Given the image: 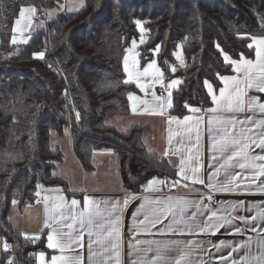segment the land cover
Listing matches in <instances>:
<instances>
[{
	"label": "trees",
	"instance_id": "obj_1",
	"mask_svg": "<svg viewBox=\"0 0 264 264\" xmlns=\"http://www.w3.org/2000/svg\"><path fill=\"white\" fill-rule=\"evenodd\" d=\"M64 1L0 0V237L10 245L0 264L10 255L15 264H35L37 252H48L44 233L26 239L7 216L12 206L36 201L37 185L70 194L66 181L52 174L62 154L49 146L51 130L61 134L70 126L84 169L93 168L94 151L116 153L129 190L154 177L177 179L166 156L145 147L141 124L120 132L104 123L112 114L128 113V93L136 90L125 80L122 60L138 36L137 20L147 35L139 47L142 63L159 46L156 60L169 76L173 52L182 45L183 79L172 91L170 109L177 115L188 111L194 95L209 105L205 80L218 88L217 74L232 72L217 45L233 58L250 56V37L264 36V0H85L81 9L47 19L26 43L11 42L21 7L33 6L43 18ZM37 52L44 57H34Z\"/></svg>",
	"mask_w": 264,
	"mask_h": 264
},
{
	"label": "crops",
	"instance_id": "obj_2",
	"mask_svg": "<svg viewBox=\"0 0 264 264\" xmlns=\"http://www.w3.org/2000/svg\"><path fill=\"white\" fill-rule=\"evenodd\" d=\"M23 7H33V6H23ZM34 8V7H33ZM35 9V8H34ZM59 12V7L52 8L47 10L44 13V17L40 18L37 15L36 9L34 14L31 16V22L28 27L24 30L23 33L16 32L15 35L18 38L17 43H26L32 36L34 32L38 29L42 28L45 25V22L48 18L54 16ZM19 17L15 18V20ZM15 20L12 24V28L15 26ZM143 42L137 41L136 47L133 49L131 53L127 52V49L132 47V40L129 46L126 49L125 55L130 56L129 64L131 65V58L134 57L138 67H140L141 71L143 67H145L148 63L155 60L157 67H159L162 71V68L159 66L156 55L158 51H156L157 47L150 51L152 57L148 59L146 62L142 63L140 58V45L144 43L147 39L146 30ZM13 36V32H12ZM12 39V37H11ZM251 39L249 40V44H251ZM178 49L173 52L179 51L182 56L183 63L178 61L174 55V63L170 67V75L166 76L163 72V85L161 83L155 82L152 76L141 77L139 82L135 79L128 80V74L124 70V56L122 60V66L125 74V80L128 82H132L136 86V90L131 91L134 96L139 98V101H133L129 99V111L127 114H112L105 119V124L115 127L119 131H125L131 124H141L143 126L142 131V141L149 151L158 152L168 159L169 163L176 169V173L180 169V161L183 159L185 160V167L188 169V174L190 176L189 180H183L181 177L177 176L179 183L173 186L172 181L166 179L167 183L164 185L156 184L152 191H148L147 194L141 196H134V191L129 190L123 186L120 172H119V161L116 153H114L110 149H101L94 151L92 155V162L93 168L92 169H84L79 162L77 156L75 155L72 144H71V135L68 131V154L73 161V165L75 166V170L77 171L78 175V184L72 185L69 181L66 180V177L56 173V166L54 168L53 173L63 178L68 185V191L70 194H66L62 190L61 187L54 186V187H44L38 189L40 192V199L39 202L37 200L33 203L26 204L21 208L15 206L10 210L8 214V220L11 225L18 231L22 233L25 237H33V236H40L42 233L45 234V245L47 248V234L50 229H46L44 226L45 220V204H48V215L51 216V207L54 203H60L61 201L58 199L59 197L64 198V215L71 216L73 213L77 214V222L75 223V231L79 233L80 225L78 223L79 213L84 212L87 215L88 212H95L99 211L102 215L94 217V223L101 226L100 229L93 228L94 235L91 237V241L93 242V251H99V246L95 245V241L97 239L96 232L102 231L103 228H106L107 225V218L109 216V212L112 209L114 204H119V252H120V261L119 264H132L133 261H137L140 259L141 256H145L146 259H151L153 255H155V246L153 247L152 252L144 253H137L135 248H129V244L135 245V241L137 239L140 240H150V239H159V240H179L182 241L179 245L170 246L167 252L165 253L168 260L172 261L174 264L175 259L181 254V252L191 253L188 257L190 264H223V262L219 259L221 256L227 257L229 252L232 251V247H222L217 250L214 247L215 244L219 243L220 241H227L231 242L232 246L234 247L237 243L241 241H246L249 237L253 238L252 244V252L256 253L258 249L255 245V238L257 237V233L251 232L248 229H245L244 232L238 234H231L233 232L232 226H226L225 228L220 229L215 235L208 234H188L185 230V234H167L164 236L159 235V229L162 227H166L167 221L164 224L156 225L155 228L152 229V234H148L146 231H140L134 227L133 223V213L136 212L137 208L139 207L140 203L142 202L141 198L148 196L152 199H166L169 196L172 197H183L188 200L192 201H199L203 197V203H209L207 200L208 196L212 197V204L214 208L221 207L218 203L220 201H225L229 203H235L236 201H244L245 209L248 207L249 204L252 205L253 211L248 212L242 209H236L233 212L234 216H251L255 212V207L258 204L264 202V191L259 190L257 185L264 186V177H261L256 181L255 184H250L249 181L244 179V177H251L253 175V171L251 169L240 170L238 167H235L231 170V174L235 175L236 172L241 173V177L238 178L239 184L241 187L236 191H215L210 190L207 187L208 183V175L210 172H213L216 167L219 166V163L213 159L214 155H218L209 151L210 147V140L209 134L207 132V120L209 116H216L220 115L222 117L228 116H235L237 121L245 120L248 116H252L253 120L264 118V114L260 113L258 109L254 111H248L247 109L244 112L240 113H209L207 110L210 108L215 107V104L212 101V95L209 94L208 89L204 86L210 98V104L204 105L202 102L199 101L197 96L194 98L189 99L186 102L187 105V112L182 115H177L170 111L172 106V91L174 88L178 86V84L183 79V70L185 67V59L182 50V45ZM252 55L247 56L243 55L244 58L250 59L255 61L256 54H255V46L253 45ZM241 55L237 58L239 60ZM231 66V65H230ZM175 67V72L172 71V68ZM232 72L229 74H224L220 76H237L238 73L233 71L231 66ZM219 78V77H218ZM177 80L179 81L178 84L173 85L171 89L167 88V85L172 81ZM220 85L218 88H215L212 84L214 94L219 97V89L225 87L224 83L219 79ZM139 84L145 85L144 89L142 90L139 87ZM158 88H162L163 91L159 92ZM153 93L163 98L162 104L157 103L153 100ZM170 93L171 99V106H168V97ZM261 92L257 91L255 88L247 89L246 90V99L250 100L251 97H259L261 103H264V100L260 98ZM148 101L147 104H143L140 101ZM135 104L136 110L133 111V105ZM199 109L197 112L191 111V109ZM163 114H160V113ZM188 116L191 117L189 121H185L184 117ZM170 117H176L177 120H170ZM196 117H202L203 120L198 124L195 120ZM251 126V125H247ZM215 127V125H214ZM231 127V125H229ZM239 127V124H237ZM197 129H199V142H197ZM215 135V132L213 133ZM258 142V141H257ZM168 153L165 155V153ZM252 154L260 155L264 154L261 149L256 148L253 146ZM198 157V164L201 167V171L199 177L205 181L204 184L200 183H192L191 177L193 174L191 172V168L197 166V158ZM63 159V158H62ZM105 160H112L113 167L112 172L116 173V184L114 186H106L100 185L97 183H87L86 176L89 173L95 172L97 169L102 167V164ZM62 161V160H61ZM59 163V162H58ZM69 176V174H68ZM156 180H165L164 178L154 177ZM154 178L150 179L153 180ZM227 177L224 176L223 172H221L219 177L213 178L214 184H222L225 182ZM149 180V181H150ZM148 184V182H147ZM244 185H249L247 189L244 188ZM50 197L47 202L44 200V197ZM85 197H88V209L85 210L84 208V200ZM75 199L78 201L76 206L71 205V201ZM125 199L128 200L127 205H124ZM15 209V212H14ZM195 211V209H189L188 215H191V212ZM112 219H115L113 216ZM138 219H143V215L141 214ZM66 223H72V220H67ZM262 227H264V221H257ZM256 223L252 225V227L256 226ZM235 226H239L244 228V225L239 221H234ZM88 228L84 229L83 233V248L79 247L78 245H73V250L71 252H66L65 255H80L83 264H89L88 256H89V237L87 235ZM264 235V233H262ZM123 236H126L125 238ZM189 240L195 241H203L204 243L200 247H196L195 245L189 246L187 242ZM140 248H146L147 245H140ZM48 252L39 251L37 252H44L46 261H50L53 255H61L58 249H49L47 248ZM5 250L3 249V244L0 241V258L2 253ZM132 255H129V253ZM245 254V250L241 249L239 252H234L232 255V259L239 260L241 256ZM35 264H40L39 259L36 255ZM93 264H96L94 260ZM231 264V261H229Z\"/></svg>",
	"mask_w": 264,
	"mask_h": 264
},
{
	"label": "snow or ice",
	"instance_id": "obj_3",
	"mask_svg": "<svg viewBox=\"0 0 264 264\" xmlns=\"http://www.w3.org/2000/svg\"><path fill=\"white\" fill-rule=\"evenodd\" d=\"M61 7H64L61 5ZM35 9L33 7H21L19 10V17L15 20V26L12 28L13 36L11 42L13 44L18 42V38L15 35L16 32L23 33L31 22V16L34 14ZM139 26L140 21H136ZM143 29L141 32L143 33ZM252 43L248 45L249 48L255 46L256 60H250L244 58L243 54L239 60L233 59L228 53L217 45V49L223 56L225 64H230L233 71L238 73L237 76H220L219 79L224 83L225 87L219 89V97L213 92L212 84L205 80V86L208 89L209 94L212 95V101L215 107L208 109L209 113H240L246 109L248 111L259 110L264 114V103H261L259 97H251L250 100L246 99V90L255 88L257 91L264 93V36H252L250 37ZM143 42V36L141 37ZM136 47V42L133 40L132 47L127 49L128 53H131ZM180 48V45H177ZM156 51H159L157 46ZM34 57L43 58V52H37L33 54ZM176 59L183 63L181 53L179 51L174 53ZM130 56H124V70L128 74V80L135 79L139 82L141 77L152 76L157 83L163 85V72L157 67L156 61L153 60L148 63L141 71L138 67L134 57L131 58V65L129 64ZM167 63V62H166ZM175 72V67L172 68ZM127 82V81H126ZM179 81L172 80L167 88L171 89L173 85L178 84ZM139 87L143 90L145 85L139 84ZM129 99L133 101H139V98L129 93ZM153 100L162 104L163 98L156 96L153 93ZM143 104H147L148 101H140ZM168 106H171L170 93L168 97ZM187 107V105H186ZM135 104L133 105V111H135ZM193 112L199 111V109H191ZM160 114H163L162 112ZM79 116V114H77ZM191 117L185 116L184 120L189 121ZM170 120H177L176 117H170ZM196 122L199 124L203 118L196 117ZM239 124V127H237ZM207 132L209 134L210 147L209 151L218 155H214L213 159L219 163V166L215 168L213 172L208 175L207 187L210 190L215 191H236L241 185L238 178L241 177L240 172H236L235 175L231 174V170L238 167L240 170L251 169L253 175L251 177H244L250 184H255L258 179L264 177V154L254 155L252 154V148L255 146L264 152V118L253 120L252 116H248L245 120L237 121L235 116L222 117L220 115L209 116L207 120ZM215 125V127H214ZM231 125V127H229ZM247 125H251L250 127ZM215 132V135L213 133ZM199 129H197V142H199ZM258 141V142H257ZM168 153L166 152L165 155ZM197 166L191 168L193 174L192 183L204 184L205 181L199 177L201 167ZM185 160L180 161V169L176 173L177 176L183 180H189L188 169L185 167ZM221 172L227 177L224 183L214 184L213 178L219 177ZM165 180H153L148 181V184L144 186V191H152L156 184L164 185ZM179 183L178 180L172 181L173 186ZM249 185H244L247 189ZM41 185H37V188H41ZM259 190L264 191V186L257 185ZM37 196H40V192L37 191ZM50 197H44L47 202ZM61 202L54 203L51 207L52 215H48V204H45V220L44 226L46 229H50L47 234V248L58 249L61 255H53L50 261L44 259L45 253L40 252L37 255L40 264H83V260L80 255H65L66 252L73 250V245H78L83 248V233L84 229L88 228L89 239V264H93L94 260L96 264H119L120 252H119V224L120 219L117 214L119 211V204H114L109 216L107 218V227L102 231H97L95 234L97 239L95 245L99 246V251H93V242L91 237L94 235L93 228L100 229L101 226L94 223V217L101 216L102 214L97 210L95 212H88L85 215L84 212L79 213L78 223L80 225V231H75V223L77 222V214L73 213L71 216L64 215V198H58ZM142 202L133 213L134 227L140 231H146L148 234H152V229L156 225L164 224L166 227L159 229V235L164 236L171 234H185V230L188 234H208L215 235L220 229L226 226H232L235 235L242 233L245 229L251 232L257 233L255 238V245L258 251L252 252L253 238L249 237L246 241L237 243L234 247L231 242L220 241L215 244L214 247L219 250L222 247H232V251L228 256H221L219 259L223 264H264V227H262L257 221H264V202L256 205L255 212L251 216H234L233 212L236 209L246 210L248 212L253 211L251 204L245 209L244 201H236L235 203H229L225 201L218 202L221 207L214 208L212 204V197L208 196L209 203H203V197L199 201H192L183 197L169 196L166 199H152L148 196L141 198ZM39 202V201H37ZM17 202L13 200V204ZM128 200L125 199L124 205L126 206ZM78 204V201L73 199L71 205L74 207ZM84 208L88 209V197H85ZM195 209L188 215L189 209ZM143 215V219H138L140 215ZM115 219H112V217ZM67 220H72V223H66ZM239 220L244 228L234 225V221ZM256 223L255 227L252 225ZM26 239H32L33 241L39 239V237H26ZM182 241L179 240H140L135 241V245L129 244V248H135L137 253H148L153 251L155 246V255L151 259H146L145 256H141L139 260L133 261L132 264H172V261L168 260L165 253L170 246L179 245ZM204 242L189 240L187 244L189 246L195 245L200 247ZM140 245H147L146 248H140ZM10 245L5 241L3 242V249L9 250ZM241 249L245 250V254L239 258V260L232 259L234 252H239ZM129 255H132L130 252ZM191 253L181 252V254L175 259L174 264H190L188 257ZM6 264H15V260L11 259Z\"/></svg>",
	"mask_w": 264,
	"mask_h": 264
},
{
	"label": "rangeland",
	"instance_id": "obj_4",
	"mask_svg": "<svg viewBox=\"0 0 264 264\" xmlns=\"http://www.w3.org/2000/svg\"><path fill=\"white\" fill-rule=\"evenodd\" d=\"M84 4H85V0H65L58 7H59V11H61L63 9L66 10V11H77V10L81 9L84 6ZM61 5H63L64 7H61ZM137 21H140V25L139 26L137 25L138 36L132 39V42H133V40H135L136 43L141 41V37L142 36H143V39H144V36H145V33H144L145 32V28L143 26L142 21L141 20H137ZM141 29L144 30L143 33L141 32ZM194 96H197V95H194ZM104 123H105V120H104ZM68 131L70 132V135H71V131H70V126L69 125L64 127L63 132L61 134H59L55 130H51L50 134H49V146H50V148L52 150L59 149V151L62 154L61 159L59 161L55 162V166H56V170L55 171H56V173L65 176L67 182H68V177H69L70 183H72V185H76V184H78V180L79 179H78V175H77L78 173L75 170V166L73 165V161L70 158V155L68 154ZM120 132H122V131H120ZM71 144H72V138H71ZM55 166H54V168H55ZM112 167H113L112 160H105L103 162V164H102V167L100 169H97L95 172L89 173L86 176L87 183L90 184V183L94 182V183H97V184H100V185L114 186L116 184V177H115L116 173L112 172V170H111ZM54 168L52 170V174L54 176H56L53 173ZM68 174H69V176H68ZM14 207L15 206H12V208H14ZM14 212H15V209H14ZM9 213H10V211H9ZM7 218H8V216H7ZM0 241L2 242V244H3V242H5V240L3 238H1V237H0Z\"/></svg>",
	"mask_w": 264,
	"mask_h": 264
},
{
	"label": "built area",
	"instance_id": "obj_5",
	"mask_svg": "<svg viewBox=\"0 0 264 264\" xmlns=\"http://www.w3.org/2000/svg\"><path fill=\"white\" fill-rule=\"evenodd\" d=\"M158 91L159 92H162L163 91V89L162 88H158ZM165 179V181H166V177L164 178ZM147 185V182H144V183H141L140 185H139V187L137 188V190H135L133 193H134V196H141V195H144V194H147L148 193V191L146 192V191H144V186H146ZM37 201H40V199L39 198H37L36 199ZM124 238L126 237V236H123Z\"/></svg>",
	"mask_w": 264,
	"mask_h": 264
},
{
	"label": "water",
	"instance_id": "obj_6",
	"mask_svg": "<svg viewBox=\"0 0 264 264\" xmlns=\"http://www.w3.org/2000/svg\"><path fill=\"white\" fill-rule=\"evenodd\" d=\"M10 258H11V259H14V255H10L8 258H6V260H5V263H4V264H6V262H8V261L10 260Z\"/></svg>",
	"mask_w": 264,
	"mask_h": 264
}]
</instances>
